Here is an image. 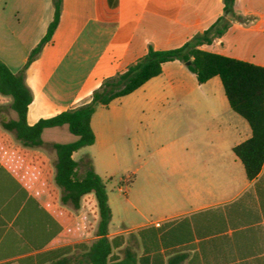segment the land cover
<instances>
[{
    "label": "crops",
    "instance_id": "crops-1",
    "mask_svg": "<svg viewBox=\"0 0 264 264\" xmlns=\"http://www.w3.org/2000/svg\"><path fill=\"white\" fill-rule=\"evenodd\" d=\"M184 2L62 0L51 41L25 73L27 126L89 102L105 79L137 61L129 53L139 27L175 24ZM224 7L203 31L213 26L222 35L200 48L264 67V2ZM53 17L52 0H0V62L11 73L25 66ZM161 70L97 108L93 145L72 155L89 158L102 181L113 166L131 172L130 205L144 222L116 230L109 223L107 238L123 241L113 255L123 260L130 252L136 264H264V162L248 180L233 153L251 138L247 122L231 111L217 77L199 84L178 61ZM11 105L0 95V264H86L83 255L98 239L95 204L74 210L63 202L52 148L77 137L67 126L48 128L41 146L25 147L3 127L17 120ZM157 170L168 178H155Z\"/></svg>",
    "mask_w": 264,
    "mask_h": 264
},
{
    "label": "trees",
    "instance_id": "trees-1",
    "mask_svg": "<svg viewBox=\"0 0 264 264\" xmlns=\"http://www.w3.org/2000/svg\"><path fill=\"white\" fill-rule=\"evenodd\" d=\"M112 1L108 0L110 4ZM234 1L224 0L225 11ZM52 4L53 20L21 71L13 74L0 62V95L12 100L11 107L17 114L16 121L5 123L3 127L14 132L23 146L33 148L42 145L41 134L44 129L67 126L77 140L72 144L52 146L57 156L55 183L63 191V202L72 209L78 210L83 204L90 205L91 201L95 204L98 239L83 255L84 261L86 264H136L130 252H125L123 260L113 255L114 249H118L123 241L120 237L107 238L111 210L105 184L94 172L91 160L85 157L75 162L72 159L73 153L93 145L95 141L90 122L97 108L109 106L158 77L162 72V64L167 62L189 64L186 65L187 69L196 76L199 84L217 77L231 111L244 119L251 130V138L235 147L233 153L242 163L246 178L252 180L259 174L264 162V67L202 50L200 47L203 44H209L211 38L222 35L216 33L212 26L200 39L189 40L179 48L157 51L149 47L143 58L105 79L86 104L29 127L26 115L32 94L25 85V73L39 57L43 47L51 41L58 26L62 0H52ZM89 196L91 200L87 198Z\"/></svg>",
    "mask_w": 264,
    "mask_h": 264
},
{
    "label": "rangeland",
    "instance_id": "rangeland-1",
    "mask_svg": "<svg viewBox=\"0 0 264 264\" xmlns=\"http://www.w3.org/2000/svg\"><path fill=\"white\" fill-rule=\"evenodd\" d=\"M238 1L247 2V0ZM256 1L264 2V0ZM222 4L224 0H185L175 24L168 25L157 21L153 26L141 25L133 41L129 58L138 57V61L146 55L149 47L157 51L178 48L184 43L185 37L191 40L200 39L204 34L203 31L220 17L219 6ZM79 158V155L76 156L77 160ZM102 175L111 204L110 229H129L142 224L144 220L130 205L135 204V196L133 193L131 195L127 193L132 177L131 172L126 166H113L111 169L102 171ZM155 178L165 180L168 176L165 170H157Z\"/></svg>",
    "mask_w": 264,
    "mask_h": 264
},
{
    "label": "water",
    "instance_id": "water-1",
    "mask_svg": "<svg viewBox=\"0 0 264 264\" xmlns=\"http://www.w3.org/2000/svg\"><path fill=\"white\" fill-rule=\"evenodd\" d=\"M186 65H189V64H186Z\"/></svg>",
    "mask_w": 264,
    "mask_h": 264
}]
</instances>
